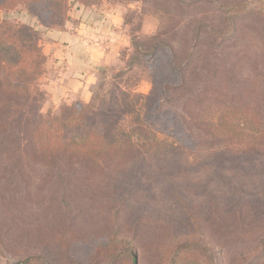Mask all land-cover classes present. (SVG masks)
<instances>
[{"label": "rangeland", "instance_id": "obj_1", "mask_svg": "<svg viewBox=\"0 0 264 264\" xmlns=\"http://www.w3.org/2000/svg\"><path fill=\"white\" fill-rule=\"evenodd\" d=\"M77 14H117L125 48L99 66L85 98L53 94L46 59L29 112L48 117L80 107L125 128L146 125L173 146L142 149L101 170L54 165L25 152L23 106L5 109L0 264H250L263 257L264 151L229 139L217 116L225 104L264 112V0H68L50 14L23 3L0 9V19L36 29L42 48L50 30ZM230 16L234 31H227ZM95 22L102 27L99 16ZM123 238L134 243L132 254ZM180 242L191 246L180 250Z\"/></svg>", "mask_w": 264, "mask_h": 264}, {"label": "trees", "instance_id": "obj_2", "mask_svg": "<svg viewBox=\"0 0 264 264\" xmlns=\"http://www.w3.org/2000/svg\"><path fill=\"white\" fill-rule=\"evenodd\" d=\"M21 3L50 14L64 11L68 0H0V9H14ZM229 9L231 7L223 10ZM236 25L235 18L230 16L227 31H234ZM211 31L218 37L224 34L214 27ZM46 59L36 29L0 19V132L10 124L2 117L3 111L23 106V137L28 156L54 165L62 161L81 162L89 169L101 170L105 163H127L142 149L173 146L146 125L125 128L118 120L95 117L80 107H68L60 115L48 117L30 113L37 94L41 93L37 81L44 73ZM172 67L176 70L175 64ZM219 109L217 125L225 136L254 152L264 151V112L258 105L225 104ZM122 243L126 245L124 252L132 254L134 243L127 238H123ZM189 246V242L178 244L180 250ZM212 262L222 264L219 258ZM250 264H264V255L253 257Z\"/></svg>", "mask_w": 264, "mask_h": 264}, {"label": "crops", "instance_id": "obj_3", "mask_svg": "<svg viewBox=\"0 0 264 264\" xmlns=\"http://www.w3.org/2000/svg\"><path fill=\"white\" fill-rule=\"evenodd\" d=\"M75 21L50 30L45 43L46 69H52L49 90L58 97L92 94L99 80V66L114 60L125 48L117 14H77ZM97 16L103 21L96 23ZM123 39V41H122Z\"/></svg>", "mask_w": 264, "mask_h": 264}, {"label": "water", "instance_id": "obj_4", "mask_svg": "<svg viewBox=\"0 0 264 264\" xmlns=\"http://www.w3.org/2000/svg\"><path fill=\"white\" fill-rule=\"evenodd\" d=\"M136 262H137V260H136Z\"/></svg>", "mask_w": 264, "mask_h": 264}]
</instances>
